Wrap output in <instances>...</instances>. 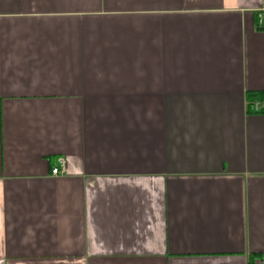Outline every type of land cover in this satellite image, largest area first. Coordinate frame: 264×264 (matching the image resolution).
<instances>
[{"label": "crops", "instance_id": "1", "mask_svg": "<svg viewBox=\"0 0 264 264\" xmlns=\"http://www.w3.org/2000/svg\"><path fill=\"white\" fill-rule=\"evenodd\" d=\"M249 92L264 0H0V264H264Z\"/></svg>", "mask_w": 264, "mask_h": 264}, {"label": "built area", "instance_id": "2", "mask_svg": "<svg viewBox=\"0 0 264 264\" xmlns=\"http://www.w3.org/2000/svg\"><path fill=\"white\" fill-rule=\"evenodd\" d=\"M252 110L254 112L261 111L264 108V101L255 100L251 103ZM59 165L51 169L52 175H61L65 172L64 161L59 160Z\"/></svg>", "mask_w": 264, "mask_h": 264}, {"label": "trees", "instance_id": "3", "mask_svg": "<svg viewBox=\"0 0 264 264\" xmlns=\"http://www.w3.org/2000/svg\"><path fill=\"white\" fill-rule=\"evenodd\" d=\"M261 96H259L257 93H253V92H249L247 93V99H248V104H249V107L252 103V101H255V100H261ZM251 110V109H250ZM262 111V110H261Z\"/></svg>", "mask_w": 264, "mask_h": 264}]
</instances>
